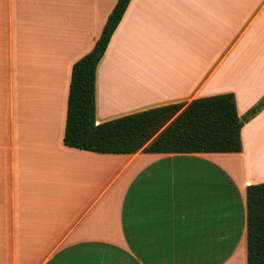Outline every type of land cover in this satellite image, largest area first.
<instances>
[{
  "label": "crops",
  "instance_id": "obj_1",
  "mask_svg": "<svg viewBox=\"0 0 264 264\" xmlns=\"http://www.w3.org/2000/svg\"><path fill=\"white\" fill-rule=\"evenodd\" d=\"M116 0H0V264H247L241 151L98 153L63 142L71 67ZM264 0H130L96 67L95 121L232 93L264 100Z\"/></svg>",
  "mask_w": 264,
  "mask_h": 264
},
{
  "label": "trees",
  "instance_id": "obj_2",
  "mask_svg": "<svg viewBox=\"0 0 264 264\" xmlns=\"http://www.w3.org/2000/svg\"><path fill=\"white\" fill-rule=\"evenodd\" d=\"M130 0H116L92 49L73 63L63 142L69 147L114 154L239 152L244 122L264 106L260 100L242 117L232 93L159 105L107 121H95V75ZM247 264H264V182L246 188Z\"/></svg>",
  "mask_w": 264,
  "mask_h": 264
},
{
  "label": "bare ground",
  "instance_id": "obj_3",
  "mask_svg": "<svg viewBox=\"0 0 264 264\" xmlns=\"http://www.w3.org/2000/svg\"><path fill=\"white\" fill-rule=\"evenodd\" d=\"M255 152V159L254 163L261 168V170H264V133L261 134V140L259 142V147Z\"/></svg>",
  "mask_w": 264,
  "mask_h": 264
},
{
  "label": "rangeland",
  "instance_id": "obj_4",
  "mask_svg": "<svg viewBox=\"0 0 264 264\" xmlns=\"http://www.w3.org/2000/svg\"><path fill=\"white\" fill-rule=\"evenodd\" d=\"M258 35H259L261 38H264V25H261V26H260V30H259V32H258ZM262 133H264V131H263V132H260V135H261ZM259 142H260V141H259ZM254 159H255V155H254ZM253 163H254V160H253ZM253 167H254L255 169L261 170V168H259L255 163L253 164Z\"/></svg>",
  "mask_w": 264,
  "mask_h": 264
}]
</instances>
